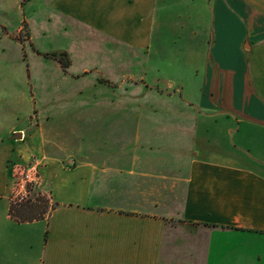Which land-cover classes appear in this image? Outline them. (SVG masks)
<instances>
[{
    "label": "crops",
    "instance_id": "obj_1",
    "mask_svg": "<svg viewBox=\"0 0 264 264\" xmlns=\"http://www.w3.org/2000/svg\"><path fill=\"white\" fill-rule=\"evenodd\" d=\"M200 1L208 30L178 33L190 38L185 60L203 82L175 122L138 120L135 135L116 137L110 150H72L41 123L29 131L36 144L25 129L1 140L0 264H264V0ZM56 4L76 36L135 52L159 45L165 0ZM168 127L176 140L193 131L192 152L166 149ZM33 159L50 207L21 223L9 214L12 177Z\"/></svg>",
    "mask_w": 264,
    "mask_h": 264
},
{
    "label": "rangeland",
    "instance_id": "obj_2",
    "mask_svg": "<svg viewBox=\"0 0 264 264\" xmlns=\"http://www.w3.org/2000/svg\"><path fill=\"white\" fill-rule=\"evenodd\" d=\"M56 1L0 0V142L25 129L27 142L36 144L37 134L30 139L29 131L41 123L46 134L71 143L72 150L78 151L79 145L87 152L110 150L116 137L135 135L133 123L138 120L173 123L179 119L175 111L184 110L181 104L191 108L190 98H197L196 87L203 79L194 76L191 60H185L190 38L178 32L182 25L183 31L188 25L208 30L210 18L200 0H165L159 45L155 41L150 50L137 52L63 30ZM65 50L73 59L67 71L55 59L42 57ZM213 101L223 106L221 96ZM150 104L162 108L160 115L151 116ZM166 132V149L174 145L182 146L184 154L192 152L191 129L178 140L174 129ZM34 192L50 201L39 187L31 196Z\"/></svg>",
    "mask_w": 264,
    "mask_h": 264
},
{
    "label": "trees",
    "instance_id": "obj_3",
    "mask_svg": "<svg viewBox=\"0 0 264 264\" xmlns=\"http://www.w3.org/2000/svg\"><path fill=\"white\" fill-rule=\"evenodd\" d=\"M24 27L25 22H24ZM45 57L53 58L66 70L71 65V59L67 51L45 53ZM49 210V200L39 192H34L25 202H12L9 205V214L17 222H33L44 219Z\"/></svg>",
    "mask_w": 264,
    "mask_h": 264
},
{
    "label": "built area",
    "instance_id": "obj_4",
    "mask_svg": "<svg viewBox=\"0 0 264 264\" xmlns=\"http://www.w3.org/2000/svg\"><path fill=\"white\" fill-rule=\"evenodd\" d=\"M40 161L33 159L24 166L16 167L13 174L10 201L25 202L41 182Z\"/></svg>",
    "mask_w": 264,
    "mask_h": 264
},
{
    "label": "water",
    "instance_id": "obj_5",
    "mask_svg": "<svg viewBox=\"0 0 264 264\" xmlns=\"http://www.w3.org/2000/svg\"><path fill=\"white\" fill-rule=\"evenodd\" d=\"M21 136V133L14 136V138H19Z\"/></svg>",
    "mask_w": 264,
    "mask_h": 264
}]
</instances>
